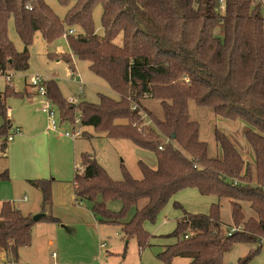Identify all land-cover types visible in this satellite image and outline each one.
I'll use <instances>...</instances> for the list:
<instances>
[{"label": "trees", "instance_id": "trees-1", "mask_svg": "<svg viewBox=\"0 0 264 264\" xmlns=\"http://www.w3.org/2000/svg\"><path fill=\"white\" fill-rule=\"evenodd\" d=\"M57 1L66 8L63 18L45 0H0V74L28 69V46L35 33L47 44L65 37L70 53L89 62V70L118 99L99 94L97 104H69L55 82L47 80L46 95L60 124H71L78 117L81 126L109 138L128 140L156 159L155 168L138 162L140 180L123 169L122 180L114 181L93 156L82 154V169L74 177L76 198L91 200L92 213L100 222L119 225L124 236L135 237L141 248L149 239L143 223L154 222L176 192L195 188L202 195L229 200L232 225L241 227L228 236L219 224L216 204L207 215L183 211L176 223V242L157 255L162 264H171L175 258L186 259L185 264H227L225 259L234 245L264 242V12L260 5L253 0H223L222 5L219 0ZM96 6L101 7V35L94 24ZM10 18L23 45L20 52L7 34ZM70 29L73 34H68ZM62 59L73 74L71 56L65 54ZM8 90L9 85L0 93L3 119L5 97L26 96ZM144 99L159 102L161 120L152 115L143 119ZM188 101L211 109L215 116L250 125L252 129H247L244 137L254 155V180L250 163L244 162L218 130L214 138L222 157H209L206 143L198 139V124L189 119ZM8 131L5 122L0 126L2 153ZM8 179L5 170L0 180ZM28 182L40 190L41 206H49L50 180ZM142 200L145 204L136 208ZM109 201H119V211L109 210ZM242 202L249 204L254 217L244 218ZM133 207L132 217L125 220L126 211ZM173 207L181 210L176 202ZM41 220L58 222L50 216ZM34 223L10 201H3L0 254L9 261L16 259L18 249L30 244ZM249 260L250 256L240 258L237 264Z\"/></svg>", "mask_w": 264, "mask_h": 264}, {"label": "rangeland", "instance_id": "rangeland-1", "mask_svg": "<svg viewBox=\"0 0 264 264\" xmlns=\"http://www.w3.org/2000/svg\"><path fill=\"white\" fill-rule=\"evenodd\" d=\"M50 9L63 18L66 8L57 0H45ZM101 7L93 11L96 33L101 35ZM7 34L20 52L23 45L15 32L13 20L10 18ZM120 43V37L117 39ZM29 66L25 72H9L11 82H6L0 75V92L9 85L12 92L22 93L23 97L6 96L9 106L8 119L11 125L19 127L23 136L8 142L6 146L5 167L9 181L0 183V195L14 203L23 214H43L55 217L58 222L41 220L31 227L30 244L17 251L15 264H162L157 255L165 246L176 242V223L178 217L187 214L207 215L213 204L219 207V224L223 230L241 227L232 225L231 206L228 199L214 195H202L195 188L176 192L168 203L159 211L154 222L145 221L143 229L148 233L146 246L139 247L135 237L126 238L121 227L116 224L100 222L99 216L92 213L93 202L89 199H77L75 196L74 177L82 169L81 155L90 154L114 181L122 180L123 169L135 180L141 179L138 162L151 168L156 167L153 153L133 145L128 140L109 138L104 133L95 132L91 127L79 126L83 132L80 138L71 140L59 135V132H46L47 119L41 113V98L32 95L33 90L26 85L32 76L45 80H53L63 99L73 97L77 102L86 101L97 104L99 94L118 99L108 86L89 70V62L80 61L70 53L65 37H59L50 44L45 43L35 33L28 46ZM69 54L74 64L72 74L63 55ZM31 95V96H30ZM145 112L143 119H151V115L161 120L162 108L157 100L144 99L141 102ZM189 119L198 124V139L207 145V153L211 158L222 157L219 145L215 141V130L220 131L236 147L244 162L250 163L254 180V155L245 140L244 132L252 129L243 121H228L215 116L211 109L199 107L192 101L187 105ZM149 116V117H148ZM150 121V120H149ZM152 125V122H150ZM58 131H70L69 124L62 123ZM3 153L0 152V158ZM29 179L50 180L49 206H41V192L32 187ZM142 200L136 208L145 204ZM180 205L175 209L173 203ZM241 210L244 218L254 217L249 204L242 202ZM111 211H119V201L107 202ZM135 208H129L124 215L129 220ZM31 217V218H32ZM261 240V239H260ZM105 247L100 249L99 245ZM256 252V253H255ZM55 253V258L52 257ZM248 264H264V242L241 243L234 245L225 262L237 264L238 259L249 257ZM6 262H11L8 260ZM186 259L175 258L171 264H185ZM5 263L0 258V264Z\"/></svg>", "mask_w": 264, "mask_h": 264}, {"label": "built area", "instance_id": "built-area-1", "mask_svg": "<svg viewBox=\"0 0 264 264\" xmlns=\"http://www.w3.org/2000/svg\"><path fill=\"white\" fill-rule=\"evenodd\" d=\"M254 2H256L257 4L260 5L262 12H264V0H253ZM220 5L223 4V0H219L218 1ZM68 34H73V30L70 29L68 30ZM7 82H10V79L12 78L11 76L7 75L5 76ZM186 80V79H185ZM47 80L42 79L38 76H32L28 79V86L33 89L35 95H37L38 97H40L41 100V107H40V111L41 113H43L46 116L47 119V124H46V130L49 132H54L57 133L59 132V135L71 139V140H75L77 138H80L83 135V132L81 130V128L79 126L76 125H80V121L78 117H74L73 123H69V121H65L66 124H69L71 127L70 131H63L60 132L58 131V127L60 125V121H59V117H58V113L57 110L54 106V104L52 103V101L47 97L46 93V88H45V82ZM66 101L69 104H77L78 102L73 98V97H68L66 99ZM148 124V123H146ZM20 135V131L15 129V130H10V132L7 134V136L5 137V142H9L11 141L14 137L19 136ZM160 149V147H159ZM81 171V170H80ZM234 183H236L234 181ZM237 230V228H229L227 231V235L229 236L231 233L235 232ZM103 245H101V247H103ZM52 256H55V253H52ZM3 264H15L14 262H5Z\"/></svg>", "mask_w": 264, "mask_h": 264}, {"label": "crops", "instance_id": "crops-1", "mask_svg": "<svg viewBox=\"0 0 264 264\" xmlns=\"http://www.w3.org/2000/svg\"><path fill=\"white\" fill-rule=\"evenodd\" d=\"M1 75V74H0ZM7 82V81H6ZM10 82H11V80H10ZM26 85H28V82L26 83ZM29 87V86H28ZM33 90V89H32ZM34 92V91H33ZM0 93H2V92H0ZM32 95H35V93H33ZM1 96V95H0ZM31 96V95H30ZM37 96V95H36ZM6 104V103H5ZM6 108H7V112H6V119H3V118H1L0 117V126L2 125V124H4L5 122H7V124H8V126H9V131H8V133L10 132V130H15V129H17V130H19L20 131V135L19 136H16V137H14L11 141H9V142H12L14 139H16V138H20V137H22L23 136V133L21 132V130H20V128L19 127H14V126H12L11 125V121L10 120H7L8 118V111H9V106L6 104ZM45 130H46V128H45ZM46 132H49V131H47L46 130ZM8 143V142H7ZM7 143H6V146H7ZM5 159H6V147H5V150H4V152H3V155H2V157L0 158V174L2 173V172H4L5 170L8 172V170H7V168L5 167ZM9 176V175H8ZM29 180H34V179H29ZM28 180V181H29ZM9 181V179L8 180H6V181H1L0 180V183H2V182H8ZM29 183V182H28ZM8 197L7 196H5V195H0V207H1V203L3 202V201H8V199H7ZM10 201V200H9ZM12 205H13V207L15 208V209H17V210H19L20 212H21V210L19 209V208H17V207H15V205H14V203H13V201H12ZM22 213V212H21ZM23 214V213H22ZM23 215H27V216H30V217H32L31 216V214H23ZM179 218V220L182 218H180V217H178ZM101 245H103V244H101ZM101 245H99V247H100V249H102V248H104L105 247V245L103 246V247H101ZM56 256V255H55ZM55 256H52L53 258H55ZM0 258H2L3 260H4V262H6L7 261V257L5 256V254H0Z\"/></svg>", "mask_w": 264, "mask_h": 264}, {"label": "water", "instance_id": "water-1", "mask_svg": "<svg viewBox=\"0 0 264 264\" xmlns=\"http://www.w3.org/2000/svg\"><path fill=\"white\" fill-rule=\"evenodd\" d=\"M44 215L43 214H37L35 216H33L31 219L33 222H37L40 218H43Z\"/></svg>", "mask_w": 264, "mask_h": 264}]
</instances>
